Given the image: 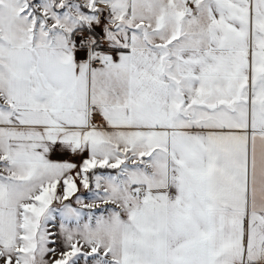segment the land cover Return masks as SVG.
Returning a JSON list of instances; mask_svg holds the SVG:
<instances>
[{"label": "crops", "instance_id": "crops-1", "mask_svg": "<svg viewBox=\"0 0 264 264\" xmlns=\"http://www.w3.org/2000/svg\"><path fill=\"white\" fill-rule=\"evenodd\" d=\"M164 1L166 12L141 13H182L173 36L142 16L122 38L100 37L97 51L52 34L11 45L3 157L60 171L57 186L37 191L72 210L58 229L84 225L83 208L112 209L108 264H264V0ZM95 168L110 172L90 188ZM14 194L0 178V264H34L19 227L39 197ZM42 252L50 264L54 252Z\"/></svg>", "mask_w": 264, "mask_h": 264}, {"label": "rangeland", "instance_id": "rangeland-1", "mask_svg": "<svg viewBox=\"0 0 264 264\" xmlns=\"http://www.w3.org/2000/svg\"><path fill=\"white\" fill-rule=\"evenodd\" d=\"M124 1L98 0L82 4L78 0H0V178L11 181L14 195L18 196V200L23 203L31 192L39 197V200L34 199L39 210L35 211L31 218H27L32 223L19 227L20 250L25 254L33 251L36 255L34 264H43L42 251H45L44 253L54 252L55 257L50 264H59L57 253H72L69 250L76 251L64 264H72L77 260L82 264H108L106 248L111 251L117 248L119 223L117 218L112 216V209L102 206V208L95 209L83 208L80 214L88 216L87 222L78 226L76 231L68 233L62 226L58 229L55 220L60 211H63L60 214H64L65 219L70 221L73 217L72 210L68 209L69 207L60 210V207L65 204L57 201L59 199L56 194L52 196L51 194H40L37 191L43 184L57 186L56 174L60 171L56 173L55 170L45 174L39 169L12 165L3 157L4 139L1 125L7 113L5 90L8 49L13 44H25L35 39L46 40L50 34L60 38L66 36L76 42L78 34H90L87 29L94 30L98 38L101 37L104 41L118 34L119 38H122L127 27L137 29L135 23L144 19L142 16H145L146 20H151L149 31H158L162 28L168 30L172 36L175 34V28L184 25L183 19L180 20L182 13H157L156 17L155 13H141L145 7L149 11L166 12V4L172 5L173 2L164 0ZM96 4L103 6L96 7ZM179 6L180 4L175 5V7ZM123 10L125 13H121ZM158 32L161 34L163 31ZM98 48L99 46L96 47V51ZM95 56L98 57L99 54ZM81 200L86 202L84 199ZM82 202L79 201L78 204ZM49 223L51 225H46Z\"/></svg>", "mask_w": 264, "mask_h": 264}, {"label": "built area", "instance_id": "built-area-1", "mask_svg": "<svg viewBox=\"0 0 264 264\" xmlns=\"http://www.w3.org/2000/svg\"><path fill=\"white\" fill-rule=\"evenodd\" d=\"M99 43H100V39L95 37V36H91L90 34L84 33V34H78L77 35L76 45L80 49H84V50L91 52L92 49H94L95 47H97L99 45ZM91 64L93 66H99L100 61L98 59H94L91 61ZM136 195L138 197L144 198L145 192L139 191V192H136ZM242 264H252V263H250L248 261H243Z\"/></svg>", "mask_w": 264, "mask_h": 264}, {"label": "trees", "instance_id": "trees-1", "mask_svg": "<svg viewBox=\"0 0 264 264\" xmlns=\"http://www.w3.org/2000/svg\"><path fill=\"white\" fill-rule=\"evenodd\" d=\"M87 30H88V33H90L91 35H93V36L98 38L97 33H95L93 30H91V29H87ZM114 50L121 51V49H114ZM98 172H110V170L109 169H105V168H95V169H92L91 171H89L88 179H89V187L90 188L92 187V183H93V181H92L93 175L95 173H98Z\"/></svg>", "mask_w": 264, "mask_h": 264}]
</instances>
